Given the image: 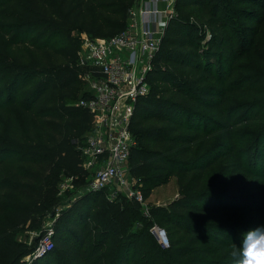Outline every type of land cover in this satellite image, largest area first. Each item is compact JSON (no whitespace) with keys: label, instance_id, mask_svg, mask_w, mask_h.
Wrapping results in <instances>:
<instances>
[{"label":"trees","instance_id":"1","mask_svg":"<svg viewBox=\"0 0 264 264\" xmlns=\"http://www.w3.org/2000/svg\"><path fill=\"white\" fill-rule=\"evenodd\" d=\"M138 1L0 0V264L34 253L38 239L29 247L20 234L42 233L70 179L86 191L32 264H234L233 245L258 227L245 216H264L252 196L264 191V0H176L135 107L128 168L146 201L173 179L178 197L147 219L133 200L87 190L82 36L120 34Z\"/></svg>","mask_w":264,"mask_h":264},{"label":"built area","instance_id":"2","mask_svg":"<svg viewBox=\"0 0 264 264\" xmlns=\"http://www.w3.org/2000/svg\"><path fill=\"white\" fill-rule=\"evenodd\" d=\"M175 3L176 0H139L129 12L124 31L103 39L84 34L78 54L80 80L87 86L89 97L76 106L87 110L94 119L84 146L79 148L83 168L93 174L87 190L109 191L110 201L121 196L133 200L147 219L151 218L150 209L128 168L136 146L131 124L138 101L150 93L148 79L169 20L175 16ZM66 183L62 193L70 188ZM60 214L61 210H57L42 233H32L38 245L21 264H32L54 250L55 225ZM150 233L163 250L170 249L165 228L153 222Z\"/></svg>","mask_w":264,"mask_h":264},{"label":"rangeland","instance_id":"3","mask_svg":"<svg viewBox=\"0 0 264 264\" xmlns=\"http://www.w3.org/2000/svg\"><path fill=\"white\" fill-rule=\"evenodd\" d=\"M92 175L93 174L90 173L91 179H92ZM66 184L70 185V188L67 189L64 192V195L66 193H68L70 195V197L67 198V199L65 197L62 198V200H64V204H62L61 208L59 209V210H61V212L63 210H65V209H67V207H69V206H67V203L70 201V199L74 200V198H76L77 196L82 195L83 192L86 191L85 189L84 190H80V189H77V188L73 187L72 186V182H68ZM177 194H178L177 182H176V179H173L172 182L169 185L160 187V188L156 189L153 192V195L151 197L150 202L147 201V206L150 208V207H153L155 205H167V204H169L170 202H172L173 200H175L177 198L176 197ZM252 196L254 198H256L257 200H259V202H260L259 205H261V203H264V191L261 192V195L260 194H253ZM245 217H246L245 218L246 221L254 219L253 221H255L257 226L264 225V216L260 217V216L250 215V216H245ZM33 234H36V233H33ZM33 234H32V232L23 231V233L20 234V240L26 242L29 245V247H34L35 244L37 245V241H36L37 237L32 236ZM38 234L39 233H37V235ZM35 261H37V260H34L32 263H34Z\"/></svg>","mask_w":264,"mask_h":264},{"label":"clouds","instance_id":"4","mask_svg":"<svg viewBox=\"0 0 264 264\" xmlns=\"http://www.w3.org/2000/svg\"><path fill=\"white\" fill-rule=\"evenodd\" d=\"M234 264H264V225L242 235L240 244L230 252Z\"/></svg>","mask_w":264,"mask_h":264},{"label":"crops","instance_id":"5","mask_svg":"<svg viewBox=\"0 0 264 264\" xmlns=\"http://www.w3.org/2000/svg\"><path fill=\"white\" fill-rule=\"evenodd\" d=\"M176 197H178V194H177V196ZM150 200H151V198L148 200V202H150ZM156 206H163V205H156Z\"/></svg>","mask_w":264,"mask_h":264}]
</instances>
